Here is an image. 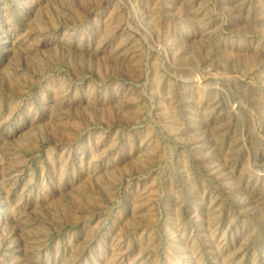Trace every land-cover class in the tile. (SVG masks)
<instances>
[{"label":"rangeland","instance_id":"obj_1","mask_svg":"<svg viewBox=\"0 0 264 264\" xmlns=\"http://www.w3.org/2000/svg\"><path fill=\"white\" fill-rule=\"evenodd\" d=\"M0 264H264V0H0Z\"/></svg>","mask_w":264,"mask_h":264}]
</instances>
